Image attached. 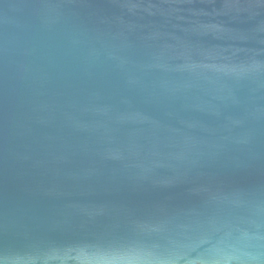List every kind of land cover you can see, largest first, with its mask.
Here are the masks:
<instances>
[{"label":"water","instance_id":"95a60500","mask_svg":"<svg viewBox=\"0 0 264 264\" xmlns=\"http://www.w3.org/2000/svg\"><path fill=\"white\" fill-rule=\"evenodd\" d=\"M0 264H264V0H0Z\"/></svg>","mask_w":264,"mask_h":264}]
</instances>
